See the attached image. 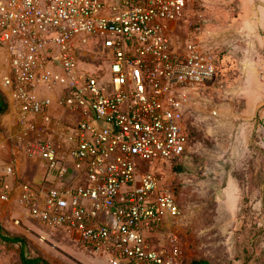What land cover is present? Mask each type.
<instances>
[{"label":"built area","instance_id":"1","mask_svg":"<svg viewBox=\"0 0 264 264\" xmlns=\"http://www.w3.org/2000/svg\"><path fill=\"white\" fill-rule=\"evenodd\" d=\"M190 2L0 0V90L15 120L8 139L45 166L31 185L5 165L0 203L106 253L107 264H183L175 196L136 163L182 157L189 92L215 76L197 43L182 53L171 46L170 24ZM89 43L102 53L96 75L79 68Z\"/></svg>","mask_w":264,"mask_h":264},{"label":"rangeland","instance_id":"2","mask_svg":"<svg viewBox=\"0 0 264 264\" xmlns=\"http://www.w3.org/2000/svg\"><path fill=\"white\" fill-rule=\"evenodd\" d=\"M194 42L214 58L216 73L189 92L186 151L176 162L136 165L159 174L161 185L175 196L181 213L171 230L181 241L183 264L193 259L264 264V0H191L170 43L182 53ZM101 55L89 43L81 57L88 63L79 68L98 74L102 66L95 62ZM5 61L0 53V77L7 71ZM7 102V111L0 114V182L8 162L1 143L13 118ZM0 225L24 236L27 257H40L41 264H107L106 253L89 252L14 201L0 203ZM19 250L18 244L0 242V264H22Z\"/></svg>","mask_w":264,"mask_h":264},{"label":"crops","instance_id":"3","mask_svg":"<svg viewBox=\"0 0 264 264\" xmlns=\"http://www.w3.org/2000/svg\"><path fill=\"white\" fill-rule=\"evenodd\" d=\"M176 24L177 21L172 22L170 24L171 32L174 31V26ZM11 114L10 116L7 115L6 117L10 118L13 115ZM14 131H15V120L13 116L11 122H9V125L7 126V129L4 132L6 134L3 135L4 138L2 139V143H1L2 147H4L5 145V149L7 150V157H8V162L5 163L4 165H7L8 163L12 162L14 164L15 171L17 172V178L19 181L27 182L31 185H39V183L43 180L45 176L44 163L38 159L28 158L24 156L13 146V144L8 139V137ZM2 174H3V170H2Z\"/></svg>","mask_w":264,"mask_h":264},{"label":"trees","instance_id":"4","mask_svg":"<svg viewBox=\"0 0 264 264\" xmlns=\"http://www.w3.org/2000/svg\"><path fill=\"white\" fill-rule=\"evenodd\" d=\"M8 109V102L6 95L0 90V114H3ZM177 160H174L176 162ZM0 242L6 244H18L20 246V250L18 253L19 260L22 264H41L42 258H28L25 252V245L27 243V239L24 236L11 235L6 232L3 227L0 225ZM43 264H48L47 262ZM189 264H211L207 260L203 259H193Z\"/></svg>","mask_w":264,"mask_h":264}]
</instances>
